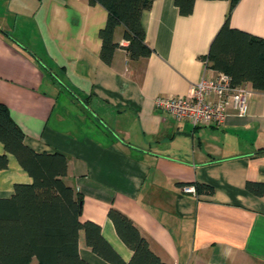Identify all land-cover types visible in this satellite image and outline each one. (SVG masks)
Wrapping results in <instances>:
<instances>
[{
  "label": "crops",
  "instance_id": "crops-1",
  "mask_svg": "<svg viewBox=\"0 0 264 264\" xmlns=\"http://www.w3.org/2000/svg\"><path fill=\"white\" fill-rule=\"evenodd\" d=\"M230 0H197L188 16L175 0H154L142 15L151 56L134 60L118 48L101 60L99 32L109 13L89 0H0V103L37 153L68 160L67 184L83 197V221H94L128 262L134 253L109 218H131L165 264H264V92L252 94L247 117L223 126H193L156 109L157 98L187 96L230 12ZM231 27L264 38V0H239ZM123 29L116 41L123 46ZM9 167L0 198L30 174L0 142ZM211 185L213 195L183 190ZM80 253L95 255L81 231Z\"/></svg>",
  "mask_w": 264,
  "mask_h": 264
},
{
  "label": "trees",
  "instance_id": "trees-1",
  "mask_svg": "<svg viewBox=\"0 0 264 264\" xmlns=\"http://www.w3.org/2000/svg\"><path fill=\"white\" fill-rule=\"evenodd\" d=\"M154 0H89L104 6L109 13L106 26L99 32L102 40L100 58L112 65L118 48L139 60L151 56L142 23L145 10ZM197 0H175L183 16L192 14ZM212 1V0H210ZM230 12L211 43L204 60L209 67L230 76L235 86L250 84L264 92V38L231 27V13L239 0H230ZM123 29L127 46L116 41V31ZM25 133L0 103V142L30 174L32 182L15 184L9 197L0 198V264H89L80 253L81 231L93 253L109 264H165L151 250L149 241L130 217L116 208L109 211L121 240L134 253L124 261L105 239L101 226L83 221V197L66 182L68 160L60 153H37L25 143ZM7 154L0 155V171L9 167ZM254 195H264V184L247 182ZM198 194L213 195L211 185L198 183Z\"/></svg>",
  "mask_w": 264,
  "mask_h": 264
},
{
  "label": "built area",
  "instance_id": "built-area-1",
  "mask_svg": "<svg viewBox=\"0 0 264 264\" xmlns=\"http://www.w3.org/2000/svg\"><path fill=\"white\" fill-rule=\"evenodd\" d=\"M204 64L207 68L208 60H204ZM189 93L180 97H159L155 107L170 113L180 122L187 121L196 127L223 126L233 115L239 118L248 116V101L252 91L245 84L235 86L224 72H218L213 77L203 75ZM183 190L198 195L197 190L190 186H185Z\"/></svg>",
  "mask_w": 264,
  "mask_h": 264
},
{
  "label": "rangeland",
  "instance_id": "rangeland-1",
  "mask_svg": "<svg viewBox=\"0 0 264 264\" xmlns=\"http://www.w3.org/2000/svg\"><path fill=\"white\" fill-rule=\"evenodd\" d=\"M31 264H38L37 263V260L36 259H34L33 261H32V263Z\"/></svg>",
  "mask_w": 264,
  "mask_h": 264
}]
</instances>
